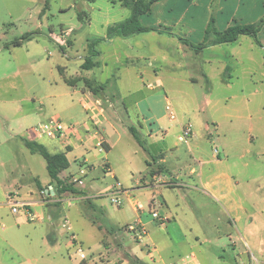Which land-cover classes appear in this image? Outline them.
Here are the masks:
<instances>
[{
	"label": "rangeland",
	"instance_id": "1",
	"mask_svg": "<svg viewBox=\"0 0 264 264\" xmlns=\"http://www.w3.org/2000/svg\"><path fill=\"white\" fill-rule=\"evenodd\" d=\"M79 13H84L87 18L80 20L79 17H83V14ZM129 15V9L120 6L116 0H0V48L11 47L14 41L25 36H30L32 40L31 45L16 51L15 56L12 54L9 57L8 52H0V75L5 76L2 85L16 81L15 90H9L8 94L14 99L26 98L21 104V116L14 110H0V115L13 121L27 116L21 132L25 133L26 138L41 145L40 141L50 139L41 137L40 140L32 129L53 118L59 119L66 128L78 124L79 132L84 130L89 132V136L95 133L96 130L82 107L81 89L84 93L91 90L102 104L107 121L99 127L98 133L108 142L110 151L105 156L106 159H98L92 170L80 167V158L73 160L72 156L69 157L70 169L65 174L77 177L79 170L84 169L86 175L81 178V184H74L77 194L72 205L61 203L58 206V217L52 218L59 229L61 221L68 219L78 242L90 258V264L105 263L114 258L125 259L129 256V248L134 245L126 225L131 221L128 199L122 190H127L129 198L141 202L149 213L146 198L149 193L146 192L151 189H142V181L150 179V171L146 169L144 155L129 128L137 129L141 135L146 128L153 133L157 129L154 117H166L165 97L170 101V108L177 117L170 124L172 129L167 141L173 145L177 143V147L185 151L187 145L178 143L176 137L180 131V123L191 124L197 138L191 140L189 137L186 142L193 145L195 142L202 143V147L204 144L207 157L214 155L217 162L204 165L202 178L209 183L216 182L219 193L230 192L229 195L234 198L235 194H246V204L250 210L256 211V229L261 222L264 225V50H261L264 27L257 37L259 44L254 40V57L250 55L249 41H244L241 48L230 43L223 45L220 50L197 51L184 42L193 46L202 43L211 18L215 28L221 32L237 25L235 0H160L152 5L150 13L143 16L140 23L144 27L170 32L174 39H169L171 37L167 33L142 37L144 42L135 44L136 48L133 49H128L121 41H117L112 50L104 43L100 44L98 50L102 52V56L98 60L99 67L83 71L81 64L86 56L87 40L100 38L102 28L108 24L120 23ZM71 28L75 30V42L73 38L68 41V37L60 33L61 30L68 31ZM23 42L26 43V40ZM134 49L150 52V57H155L152 60L161 86L154 83L153 70L147 65L145 70L153 77L144 83L137 74L138 66L124 70V66L120 65L126 63L127 54L132 55ZM236 49L240 53L241 63L229 57ZM152 60H140V63L142 66L146 62L152 64ZM206 60L210 64L205 63ZM221 62L229 68L223 76V79L232 77L229 84L217 78ZM21 65L30 67L29 71L34 75H25L22 79V75L14 77L13 73L9 74L11 70L8 67ZM57 65L67 69V76H64L71 82L76 81V86L60 83L50 91L49 82H54L51 75L58 77L55 68ZM249 68L255 73L247 72ZM205 69L208 71L210 84L202 76ZM38 75L41 77L38 78ZM191 78L196 81L191 82ZM93 79L100 83L93 82ZM20 82L24 88L18 84ZM85 82H89L97 93ZM254 83L256 86H253ZM167 120L165 122L169 125ZM206 127L212 134V143L206 142V138L199 139V135L205 134ZM95 144L96 142L91 144L90 148ZM15 146L18 144L9 145L10 149H16ZM143 147L149 162L158 151L164 149L162 141L153 147L147 140ZM104 155L105 152L102 156ZM240 155H244L245 159L240 160ZM185 158L186 164L183 165L195 167L197 173L194 178L200 177V168L194 162L193 154L187 153ZM245 162L247 166L244 165ZM104 164L110 167L114 177L106 172ZM15 165L17 169L8 170L9 176L21 184V194L28 197L25 193L30 190L38 195L32 186L34 179L42 183L49 180L43 157L27 150L17 156ZM180 171L183 176L189 169L186 167ZM178 173L174 169L172 176L178 177ZM165 175L170 177V174L163 176ZM228 176L232 180L231 186L226 184ZM0 178H5L2 169ZM117 183L120 184L119 193L105 195ZM28 184L31 186L27 187ZM207 192L209 191H204L203 188L198 191H169L175 202L184 196L185 203L180 212L184 213L185 225L191 226L199 238L198 241H191L193 246L187 255L194 253L199 264H249V256L252 264L264 261V244L260 247L257 245L258 232H255L256 239L253 238L250 249L236 240L235 232L226 223L218 203H211L209 199L203 198V194ZM114 198L123 199L124 204L115 206L111 202ZM15 199L18 200L17 197ZM220 203L225 204L223 201ZM17 209L15 215L10 208L0 211V262L79 263L75 251L66 247V238L58 239L53 246L44 243V232L48 231L46 222L42 225L27 220L17 223L18 218L24 217L19 206ZM230 219L233 227V217ZM229 233L230 237L227 236ZM263 233L264 231L262 235ZM192 236L193 234L189 235ZM235 242L236 250L233 248ZM183 251H187V247L174 250L176 253ZM253 257L256 261L252 260Z\"/></svg>",
	"mask_w": 264,
	"mask_h": 264
},
{
	"label": "crops",
	"instance_id": "2",
	"mask_svg": "<svg viewBox=\"0 0 264 264\" xmlns=\"http://www.w3.org/2000/svg\"><path fill=\"white\" fill-rule=\"evenodd\" d=\"M79 14H83V17L82 16L79 17L80 20L84 21L87 18V16L84 15V13H79ZM142 17L140 18V21H142ZM263 18H264V0H235V24L237 25L254 24ZM90 26L91 24L89 22V27ZM110 26L112 25L108 24L104 28H102L103 34L100 35V38H90L87 40V44L91 40H101V42L96 47L97 50H98V46L103 43L109 49L112 50L114 48L115 43H117V41H121L124 45H126L128 49H133V48H136L135 44L144 42L142 37H148V36L155 37V35H161L163 33H167L168 36L171 37L169 39H174L172 38L173 35L170 32H165L160 29L157 30L154 27H149V26H146V27L152 28L155 31L141 33V34H134L128 37L115 36V37L108 38L107 29ZM49 31L53 32L52 29H50ZM260 32L258 33V36ZM60 33L62 36L68 37V41H70L73 38V41L75 42V35H74L75 30L74 29L71 28L68 31L61 30ZM244 41H249L250 44L248 45L250 48V53H251L250 55L254 57V53H253L254 44L253 43L255 42L253 38L249 36H240L238 40L234 42V44H237L241 48V44ZM31 43H32V40L30 37V39L26 40V43L22 41L19 46L4 47V49L0 48V52L1 53L8 52L9 57H11L12 54H14L15 56V54L18 51H21L22 49H24L26 45H31ZM223 45H226V44L207 47L206 49L203 50V52L220 50L222 49ZM261 50H264V38H262L261 40ZM98 52H99V55L94 60L96 63V66L89 71L94 70L100 65V62L98 60L102 56V52L99 50ZM113 55L117 56L116 53H113ZM86 56H87V46H86ZM150 56H152L150 52H144L141 50L134 49L132 55L127 54L126 63H120V65L122 67L124 66V70L128 68H133L135 65L138 66L139 69H137V74L142 83L148 80V78L153 77L150 74H148V72L145 70V67L147 65V67H150L153 70L152 73L154 74V78H155L154 83L156 85L161 86L162 83L160 79H158L157 72H156L157 69L154 68L153 60H155V57H150ZM229 57L233 61L237 63H241L240 61L241 56L238 50L235 51L234 54L229 55ZM140 60H145L148 62L152 60V64L146 62L144 64L145 66L144 65L142 66L140 63ZM250 61H253V60L251 59ZM205 63L210 64V61L206 60ZM104 65H107V63H105ZM57 67L63 68L64 69L63 72L67 76V73H66L67 69L65 67L57 65L55 67L56 70H57ZM8 68H10L11 70V71L9 70L10 71L9 74L11 75L13 73L14 77L22 75V79H23L25 78V75L32 74L29 71L30 67H27L25 65H21L19 67H8ZM228 70L229 68H227V66H225L224 63L221 62V69L219 73L217 74V78H219L220 81H222L223 83L229 84V82H231L232 80L231 76L228 79H223L224 74ZM247 72L253 73V74L255 73V71L252 68H249ZM262 74L264 77V72ZM202 76L205 79L207 84L211 83L208 71L206 69L202 71ZM37 77L40 78L41 75H38ZM51 78H53L54 80L53 83L49 82V87L51 89L50 90L51 92L53 91L52 88L55 87L56 89L58 87V84L60 85V83L62 84L64 83L67 85V83H65L64 77L61 74H59V72H58V77L54 78V76L51 75ZM4 79H5V76L0 75V110H6V111L14 110L16 111V114L21 116V113H23L21 104L24 102L26 98L14 99L12 96H10L8 94L9 90H15V85L17 84V82L13 81V82H10V84L3 86L2 83ZM190 80L191 82L196 81L193 78H191ZM93 82L97 84L100 83L96 79H93ZM43 83H45V80H43ZM18 84H20L22 88H24L21 82ZM76 85L77 84H75L74 86ZM253 86H256V84L254 83ZM81 93H82V96H84V91L82 89H81ZM165 98L167 100L166 106L167 105L170 106L171 105L170 101L167 99V97ZM26 117L27 116H24V117H21L13 121L6 116L0 115V169L4 171V175H5V178H0V211L10 208L11 213H12V208L7 202V197L9 195H15L18 199L17 203L20 205V210H22L24 214L23 218H18L19 220L17 221V223H23L27 220V221L34 222V223L36 222L37 224L42 225L44 222H46L48 231L45 230L44 232V243L48 246H53L57 243L58 239H65V237L63 236L62 231L59 229V225L56 226L53 223V221H49L48 218L49 217H51V219L57 218L59 214L58 206L61 203H66L67 206L72 205L73 201L75 200L74 198L75 195H72L70 193H64L62 195L55 196V193L53 191L55 189V185L49 177V180L43 183L35 181L34 179L32 186L35 187L38 195H35L34 193H31L30 190H27L25 194H27L28 197H25L21 194V188H22L21 184L17 183L18 182L17 180L11 178L10 177L11 175L9 176L8 170L17 169V166L15 165L17 156L20 154H24L28 150L27 147L25 146V141H34L29 138H26L25 133L21 132L22 127L24 126V123L27 122ZM166 117L165 116L164 117L163 116L154 117V119L156 120L157 129L153 133H151L148 128H146V130L142 129L144 131L142 135L141 133L138 132L143 142L148 140V143H150L151 146L155 147L157 146L159 142L162 141L163 148H164L158 151L159 153H157L155 157H152L151 158L152 161L149 162L147 160V156H145L146 150L141 148L138 145L140 151H142L144 155L143 159L146 164V169L150 171V179H143L142 181V189H145V190L151 189V191L146 192V193H149V195L146 197L148 199L147 207H148L149 213L145 211V207L143 206L141 202L137 200H132L131 198H129L130 195L127 190H122V193L128 199L127 200L128 201V212L130 214V220H131L130 222H127L126 225L128 226L136 221H140L146 226L148 230V235L145 241L155 248V252L152 255L153 258L151 259L147 255V252L133 240L134 245L129 248V256H127L125 259L114 258V259L107 260L105 263L99 262L98 264H132L130 259H134L140 264H170V263L178 264L184 258V256H187L189 252L188 250H190V248H192L193 246L191 241L193 240L198 241L199 238L197 234L193 232V228L191 226L189 227L185 225L184 218H183L184 213L180 212V209L185 203V201L183 200L184 196H181L179 201L177 200L175 202L174 196L169 193V191L172 189H182V190H188V189L194 190L195 189L196 191H198L199 188H203L204 191L208 190L209 192H207L206 194H203L205 196L203 198H205L206 200L209 199L211 203H218L220 207L218 208L223 213L226 223L229 225L231 230L235 232L236 240L237 239L240 240L248 249H250L249 245L252 243L253 238H255V232L257 231L258 232V238H257L258 247L264 244V233L262 235V232L264 231V225L261 222L260 227L256 229V226L254 225L256 211L253 212L252 210H250L248 205L246 204L245 201H246L247 195L246 194H243V195L235 194V198H234L233 196L229 195L230 192L229 193L228 192L219 193V191L216 189V186L218 185L216 184V182L209 183L207 180H204L202 178L203 167L205 164H208V163H217L215 161L216 159L215 156L212 155L211 158L207 157V155L205 154V150H204V144L202 147V143L195 142V144L193 145L192 143L190 144L189 142L179 141V137L181 136L183 129L186 126H191V130H192V135L190 137L191 140L197 138L196 134L193 131L191 124L182 125V123H180L181 125L179 129L180 131L176 137V140L178 143H184L187 145V148L185 151L179 149L177 147V143H174L173 145L172 142L167 141L170 135L171 129H172L170 124L176 121L177 117L173 121L169 120L167 113H166ZM165 119H168L167 121L169 125L166 124ZM106 121L107 120L103 113V119H102L100 126H103L106 123ZM89 135H90L89 132L81 130L78 133V135L71 138L73 140L70 139L68 142H62L56 139H50V140L40 141V144L43 147H45L47 151L52 155H55V154L65 155V157L69 161V164L71 162L69 158L70 156L73 157V160H77L78 158H80L78 159L79 161L81 160L80 167H84V168H88L89 170H92L93 166L98 163L99 158L106 159L105 156L110 151V147H109L108 142L104 139V137L98 134V132L95 131L93 135L91 136ZM205 138H206V142L208 141L212 143L214 141L212 134L209 133L207 127L205 130V134L199 135L200 140L205 139ZM94 142H96L95 146H93V148H90V146H92ZM14 143L18 144V146H15L16 149H10L9 145H13ZM99 144H101V146ZM104 152H105V155L102 156ZM187 153L193 154L194 156L193 160L195 163H197L198 167L200 168V177L194 178V176L197 173L195 167H192L191 165H183L184 163L186 164L185 157L187 156ZM239 159L244 160L245 156L240 155ZM244 165L247 166V163L245 162ZM103 166L105 167L106 172L110 173L111 177H114L113 171L110 169V167L107 164H104ZM186 167H188L189 172L182 176L180 170ZM69 169H70V166L67 170ZM174 169H176L177 172H179L178 177L172 176V172L174 171ZM67 170L62 171L59 174V178L70 182V180L74 176L65 174ZM166 173L170 174V177H168L167 175L164 176V182H167L168 185L157 183L156 181L157 176L159 174L164 175ZM117 184L120 186L119 183ZM226 184L229 186L232 185V180L230 176L227 177ZM30 186L29 184L27 185V187H30ZM49 192H51L50 196H48ZM156 195H158L159 198ZM221 201L225 202V204L220 203ZM153 212H156L160 216H163L166 219V222L161 223L157 220L152 219L151 214ZM28 213H30L31 215L35 216L38 219L31 221L27 215ZM12 214L15 215L17 213L15 214L12 213ZM231 217H233L232 220H233V223L235 224L233 227L231 226L232 225L231 219H230ZM182 224L184 226H182ZM190 234L191 235L193 234V236L189 237ZM227 236L230 237L231 234L229 233V235ZM113 238L114 239L116 238L118 241H123L122 239H119L118 237H113ZM66 247L69 248L68 242H67ZM179 247L181 248L187 247V251H183L180 253L174 252V250L179 249ZM233 248L235 250L237 249L236 242L233 243ZM190 254H193L196 257L194 253H190ZM172 260H175V261L171 262ZM252 260L256 261L255 257H253ZM248 262L249 264H252L250 263L251 262L250 256L248 258ZM0 264H5V263L0 262ZM259 264H264V261H262Z\"/></svg>",
	"mask_w": 264,
	"mask_h": 264
},
{
	"label": "trees",
	"instance_id": "3",
	"mask_svg": "<svg viewBox=\"0 0 264 264\" xmlns=\"http://www.w3.org/2000/svg\"><path fill=\"white\" fill-rule=\"evenodd\" d=\"M122 7L127 8L130 10V17L126 20L114 24L107 29V37H115V36H122L128 37L134 34H141L147 33L151 31H155L152 28L144 27L140 23V18L150 13L152 5L160 0H116ZM264 27V18L259 20L254 24L249 25H234L230 26L224 31H218L215 28L214 20L211 18L206 31H205V38L202 43L197 46L190 45L184 42L186 45L190 46L197 51H202L210 46L215 45H222V44H230L234 43L238 40L240 36H249L259 44L257 36L260 30ZM30 39V36H25L18 41H14L12 43L13 46H19L23 41ZM101 42V40H91L87 44V56L84 58L81 69L83 71H89L96 66L95 58L99 55L98 50L96 49L97 45ZM59 74L64 77L65 83L69 86H74L76 81L71 82L69 79L65 78L64 76V69L61 67H57ZM89 85V88L93 90L96 94L97 91L91 88L89 82H85ZM91 91V90H89ZM92 92V91H91ZM129 132L131 133L132 137L135 139L137 144L141 148L143 147V141L137 131V129L130 127ZM25 146L32 154H39L43 157L46 162V170L51 179V181L55 185V189L53 190L55 196L62 195L64 193H70L72 195H76L77 191L74 188V184L62 180L59 178V174L67 170L70 166L69 161L63 154H50L42 145H39L33 141H25ZM51 192L48 193L50 196ZM132 264H140L134 259H130ZM79 264H86L85 262H80Z\"/></svg>",
	"mask_w": 264,
	"mask_h": 264
},
{
	"label": "built area",
	"instance_id": "4",
	"mask_svg": "<svg viewBox=\"0 0 264 264\" xmlns=\"http://www.w3.org/2000/svg\"><path fill=\"white\" fill-rule=\"evenodd\" d=\"M82 106L86 111L87 115L89 116L90 122L93 128L98 132L99 127L101 125L103 119V108L100 100L96 99L94 95L90 91H86L83 96ZM166 113L169 117V120H175L176 116L174 112L171 110L170 106L167 105ZM35 132L37 138L46 137L49 139H56L62 142H68L72 137L78 135L80 130V125H71L70 127L66 128L63 123L56 118L49 119L45 123L40 124L38 127L32 129ZM99 134V133H98ZM192 130L191 126H186L183 129L181 136L179 137V141L186 142L187 138L191 137ZM101 146V144H99ZM216 152V151H215ZM86 175V171L81 169L77 177H72L70 183L72 184H81V178ZM157 183L168 185L167 182H164V176L159 174L156 178ZM118 184L114 186L113 190H111L108 194L105 195H115L119 193ZM15 195H9L7 197V202L12 207V213H17V207L20 205L17 203L15 199ZM15 199V200H14ZM111 202L115 206H121L124 204L123 199L114 198L111 199ZM24 207V206H22ZM31 221L37 220L35 216L31 215L30 213L27 214ZM152 219L157 220L161 223L166 222V219L163 216H160L158 213L153 212L151 214ZM49 221H52L51 217L48 218ZM60 230L62 231L63 236L68 240L69 247H71L75 251V256L78 258L79 263L85 262L86 264H90V258L86 251L82 248L81 244L78 242L76 235L73 232L71 223L68 221L67 218H64L60 223ZM127 231L132 235V239L140 245L146 252L147 255L152 259L153 253L155 252V248L147 243L145 239L148 235V230L146 226L140 222L136 221L127 226ZM172 264V263H170ZM178 264H199L196 260V257L193 254H189L185 256L180 263Z\"/></svg>",
	"mask_w": 264,
	"mask_h": 264
}]
</instances>
